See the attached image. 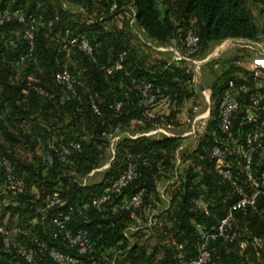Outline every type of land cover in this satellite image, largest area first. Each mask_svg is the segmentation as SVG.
Returning <instances> with one entry per match:
<instances>
[{"label":"trees","instance_id":"1","mask_svg":"<svg viewBox=\"0 0 264 264\" xmlns=\"http://www.w3.org/2000/svg\"><path fill=\"white\" fill-rule=\"evenodd\" d=\"M112 3L117 4L114 14L109 13ZM249 4H259L264 8V0H0V10L21 11L26 16L40 18L32 55L23 64L20 58L27 53L28 44L21 38L22 26L0 25V159L6 158L25 182L23 195L5 199L0 193L6 210L25 221L0 226L24 228L29 237L36 235L63 253L75 255L74 250L51 239L50 220L65 213L69 207L83 205L98 195L126 166L129 158L136 157L140 177L101 209L89 207L83 217L75 216L70 225L73 229L87 230L93 242V252L83 258L82 264H90L91 257L98 264H103L121 252L132 251L130 238L124 235L126 225L132 221V210H125L124 206L135 193L142 191V204L133 210L134 219L150 216L161 201L158 186L173 178L179 139L141 136L128 140L125 143L129 152L126 159L103 182L85 186L75 178H68L66 171L89 173L95 141L107 142L101 137L104 130L109 126L131 124L142 113L135 93L126 94L127 78L121 72L107 76L99 69V64L126 51V67L130 73L145 77L165 95L164 101L152 109V113L156 108L164 111L160 115L155 113V118L163 117L176 124L177 117L181 111L187 110L185 107L191 98L190 71L184 64L165 68L167 58L160 64L152 61H149V66L144 64L143 49L131 40L133 28L130 29L128 7L135 10L132 26L138 27L146 46L149 40L156 45L167 46L175 39L183 49L184 34L192 30L200 41L197 51L226 39H261L263 34L258 33ZM67 5L74 9L65 8ZM159 6L163 8L162 13ZM118 22L120 25L116 24ZM261 28L264 30V20ZM66 29L87 38L96 62L78 48L69 52L60 48ZM10 40L15 42L14 48L10 46ZM63 67H67L73 78L83 84V87L76 86L75 96L55 83L54 76ZM241 70L247 75L246 79L232 75L220 92L213 93L211 103V115L214 117L227 82L234 80L237 84L246 85V91L239 95L242 108L234 115V127L244 116L251 94H258L264 100V86L257 87L258 81L264 82V73L255 78L253 70ZM91 102L97 105L100 115L93 113ZM115 102H122L119 112L112 107ZM144 126L153 127L150 123L138 127ZM210 126L214 127L213 121ZM85 135L90 136L88 143L81 141ZM69 142L78 143L80 151L63 160L53 153L50 165L43 161L51 146L59 148ZM210 147L211 140L207 136L196 141L193 155L199 163L200 173H193L191 169L188 171L191 173L187 172L185 177L182 175L180 188L176 190L178 204L174 205V197L170 196L169 208L158 215L165 221L163 230H167L173 248L167 250L157 264H177L178 245H182L186 256H195L199 243L195 223L212 230L238 199L235 190L214 171ZM40 149L43 151L41 156L38 155ZM253 170L255 173L264 170V154L254 156ZM2 177L1 173L0 179ZM52 194H59L64 204L42 213L44 197ZM200 197L208 214L194 207L193 200ZM256 209L234 212L230 228L236 232L235 241L229 243L218 239L210 242L207 264H264V196L258 197ZM19 239L15 237L7 244L0 233V264H28L13 248ZM27 246L35 251L32 264H63L52 260L29 240Z\"/></svg>","mask_w":264,"mask_h":264},{"label":"built area","instance_id":"2","mask_svg":"<svg viewBox=\"0 0 264 264\" xmlns=\"http://www.w3.org/2000/svg\"><path fill=\"white\" fill-rule=\"evenodd\" d=\"M129 9V22L135 23V10L133 7ZM117 11V4L112 3L109 7V13L114 14ZM40 22V18L32 15L26 16L21 11H9L7 9L0 10V25L18 24L23 30L21 34L22 40L28 44L27 53L20 58L23 64L31 57L34 48L35 30ZM199 37L192 31L187 30L182 39L183 49L179 46L175 39H172L167 46L156 48L167 53L165 68L173 65H187L192 61L187 58V54H191L198 48ZM12 48L15 47L13 40L9 41ZM148 46L149 43H146ZM60 48L66 52L78 48L86 55L96 59L93 56V49L84 35H74L69 29L63 33ZM127 52L122 51L114 58H108L99 64V69L107 76L116 72H121L127 78L129 84L126 85V94L134 92L137 97V106L141 109V116L131 122L135 126H143L145 123L153 125L154 129L151 134L155 137H172L176 128L175 123L168 122L165 118H155L152 109L159 103L163 102L165 95L159 89L149 82L145 77L133 76L126 67ZM239 66L238 62L234 63ZM264 65L253 69V77L257 78L262 75ZM55 83L62 87L67 93L76 95V86L83 87V84L76 81L71 75L67 67H63L54 76ZM41 92V90H39ZM246 91L245 84H237L234 80H229L220 97L218 108L214 117L211 115V103L208 109L201 111L194 106L191 114L187 115L184 124L195 140L207 136L211 140L210 157L213 160V169L227 182L236 192L238 199L230 206L221 218L216 227L207 230L200 223H195L194 229L198 234V247L195 256H186L183 253L182 245H178L179 253L177 255V264H207L210 259L209 243L218 239L232 243L235 241L236 232L230 228L233 221L234 212L251 208L256 209V201L259 196H264V170L255 173L253 170V158L259 154H264V100L258 94H251L248 97V103L245 107L244 116L238 121L237 126H233V118L241 110L239 95ZM207 99V97H206ZM115 112H119L122 102H115L112 106ZM91 108L94 114L100 115V111L94 102H91ZM214 122V127L210 124ZM118 127H108L101 133V137L108 143L113 144L118 140ZM80 145L76 142H69L61 145L59 148L50 147L43 157L46 164L53 163V153L59 160H63L73 152H79ZM176 156V155H175ZM132 159V160H130ZM136 159V157H135ZM133 157L129 158L126 166L102 188L101 192L90 198L83 205L71 206L63 213L56 215L50 220L52 229L50 237L52 240L60 241L69 249L74 250L75 255L63 253L55 246H51L41 241L36 235L29 234L26 229L14 226L6 228L0 226V233L4 237L5 243L9 244L13 238H20L18 242L13 244L16 253L24 259L28 264H32L35 258L34 249L27 246L28 240L37 245L52 260L63 264H82L83 258L92 254L94 246L90 238V234L85 229H73L71 223L75 216L83 217L87 208L101 209L105 204L111 201L112 197L121 195L122 191L128 184L137 180L141 173L137 167ZM180 160L176 156V165L173 178L161 183L158 186L160 197L169 195L167 189L174 185L179 178ZM0 193L5 199L11 196H19L25 194V182L22 176L17 175L13 165L4 157L0 159ZM143 193L139 191L135 193L124 206L125 210H132L130 216L134 219L133 210L139 208L142 204ZM44 206L42 213H46L49 209L61 206L64 201L59 194L46 195L44 197ZM194 207L208 214V210L203 208L202 197L193 200ZM148 225L157 229L165 226V221L158 217V214L151 213L148 219ZM90 264H98L91 257Z\"/></svg>","mask_w":264,"mask_h":264},{"label":"rangeland","instance_id":"3","mask_svg":"<svg viewBox=\"0 0 264 264\" xmlns=\"http://www.w3.org/2000/svg\"><path fill=\"white\" fill-rule=\"evenodd\" d=\"M64 7L74 9L73 6L69 5ZM249 7H251L252 19L256 24L258 33L263 34L261 39H253L245 43L238 42L236 39H226L211 43L206 48L198 49L192 54H187V58L192 60L188 62L187 66L192 76L191 84L189 85V89L192 93L190 94L191 98L189 102H187L188 105L185 107L187 110L181 111V115L177 117L176 128L173 131L174 136H172H179L180 147L175 152V155L180 160L179 178L175 185H171L170 188L167 189L169 199L170 196L174 197V205L179 202V194H177L178 192H176V190L180 188L181 176L187 175V172L191 169L194 171L193 173H200L199 163L193 155L196 140L190 134H187L188 129L184 124L185 117L191 114V110L194 106L198 107L201 111L208 109L209 104L207 100L209 103H212L213 93L220 92V89L224 87L226 81L230 77H233L232 75L239 78L237 74L243 72L241 68H236L233 65L235 62L242 64V67L247 68L248 71L264 65V57L259 54L257 55L255 51L249 49V47L258 49L256 44H259L264 49V30L261 28V24L264 20V8L259 4H249ZM159 11L161 13L163 12L161 6H159ZM131 27L133 28L132 42L136 44L137 47L142 48L145 53L143 58L144 64L146 63L148 66L151 65L149 61L158 64L162 63L167 58V53L165 51H157L151 46H146L143 43V36L138 31V27H134L132 24L130 29ZM67 64H70V62H67ZM217 95L218 94H216V96ZM184 115L186 116L184 117ZM118 127V140L115 143L110 144L101 140L95 141V149L93 150L94 152H92L93 156L89 166V173L83 175L76 171H66L65 174L68 178H75L85 186L103 182L111 174L115 173L121 166L122 161L126 159L129 153L126 148V141L141 136H145L149 139L153 137V134L150 136H146V134L153 131L154 127H138L132 124L120 125ZM89 139L90 136L85 135L81 138V141L88 143ZM42 154V149L38 150V155L41 156ZM189 175L190 174L187 176L188 178L190 177ZM158 209H161V202L156 205L153 211ZM153 211L152 213H155ZM157 212L155 215H159ZM148 219L149 216L144 219L141 217L132 219V221L126 225L124 235L130 238L129 245L130 247L133 246V250L121 252L103 264H157L165 255L166 251L173 248V243L171 242L170 236L166 234L167 230H163V228L160 230L149 226ZM21 220L25 221L23 217L20 218V216L12 214L11 210H6L0 199V225H17L20 224Z\"/></svg>","mask_w":264,"mask_h":264},{"label":"crops","instance_id":"4","mask_svg":"<svg viewBox=\"0 0 264 264\" xmlns=\"http://www.w3.org/2000/svg\"><path fill=\"white\" fill-rule=\"evenodd\" d=\"M117 25H120V22H118V23H116ZM144 38H145V36H144ZM238 42H242V43H245V42H248L249 40H246V39H236ZM147 43H149L150 45L149 46H151L153 49H155V50H157L156 48H158V47H161V46H159V45H156L153 41H148ZM256 47H258V49H255V48H251V47H249V49L250 50H252V51H255L256 53H257V55L259 54L260 56H263L264 57V49L259 45V44H256ZM258 50V51H257ZM157 51H160V50H157ZM263 62H264V60H263ZM243 65L242 64H240L239 65V67H241V68H243V69H246V70H248L247 68H245V67H242ZM255 69V68H254ZM253 70V69H252ZM237 76H239V78H241V79H243V80H245L246 79V77H247V75H244L243 73H241V72H239L238 74H237ZM264 86V82L263 81H258L257 82V87H263ZM163 112L164 111H161L159 108H156V109H154L153 110V114L155 115V113H157L158 115H160V114H163ZM186 115H184V117H185ZM187 117V116H186ZM186 117H185V119H186ZM184 119V120H185ZM151 133H152V131H150V132H148L147 134H146V136H150L151 135ZM155 136L153 135V138H154ZM176 137L178 138L179 136L178 135H176ZM196 141H198L197 139H196ZM161 198V209H158V210H155V211H153V212H157V213H159V214H161V213H163L165 210H167L168 208H169V196H166L165 198L164 197H160ZM165 214V213H164ZM32 223H34L35 221L34 220H32L31 221Z\"/></svg>","mask_w":264,"mask_h":264}]
</instances>
